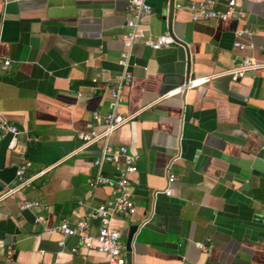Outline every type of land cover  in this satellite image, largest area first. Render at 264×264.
Wrapping results in <instances>:
<instances>
[{
    "label": "crops",
    "instance_id": "0c3cea01",
    "mask_svg": "<svg viewBox=\"0 0 264 264\" xmlns=\"http://www.w3.org/2000/svg\"><path fill=\"white\" fill-rule=\"evenodd\" d=\"M127 1L0 0V59L9 62L0 64V115L18 132L0 168V195L22 160L30 162L25 177H34L29 187L0 198V264H106L75 238L33 223L42 216L54 229L62 218L84 219L109 198L108 188L86 184L104 144L139 158L130 177L135 212L110 220L123 247L127 227L137 225L131 264H264V70L160 98L234 66L236 30L252 32L240 40L248 47L242 54L260 59L264 0H243V17L224 22H192L185 9H172L168 19L169 5L197 0H145L150 12L139 17V30L171 36L174 44L132 47L131 81L118 114L133 118L106 140L81 147L76 134L88 124L102 131L91 114L107 113L106 83L121 71ZM99 172L115 175L109 164ZM168 174L175 180L166 197ZM21 201L39 206L20 211ZM97 224L89 221L90 235Z\"/></svg>",
    "mask_w": 264,
    "mask_h": 264
},
{
    "label": "built area",
    "instance_id": "2783aa9c",
    "mask_svg": "<svg viewBox=\"0 0 264 264\" xmlns=\"http://www.w3.org/2000/svg\"><path fill=\"white\" fill-rule=\"evenodd\" d=\"M242 2L243 0H197L185 6L173 3L172 9H185L192 22L210 20L224 22L232 18L237 20L243 17ZM218 7H221V9H218ZM125 11L129 17L124 23L126 31L122 38V49L117 59V65L121 71L112 81L106 83L109 91L108 111L104 115H99L96 112L91 114L92 120L101 125L102 131L96 133L92 129V126L88 124L86 126L88 131L86 133L76 134V138L82 143L81 147L91 145L100 139L106 140L112 132L133 118V115L124 118L118 114L123 92L131 81L129 68L132 47L140 43L152 51H158L174 44L171 36L162 35L153 37L145 35L139 30V17L150 12V7L146 4L145 0H128ZM251 35L252 32L247 29L236 30L233 33L235 40L232 43V47L237 50L235 54L237 63L230 69L188 81L182 87L168 92L160 98L177 95L184 89L201 87L214 78L228 77L232 81H237L246 75H254L263 71L264 54L258 60L242 54L248 47L240 40ZM0 64L6 67L9 65V62L0 59ZM92 82H95V79H92ZM7 133L11 134V139H14V136L18 134L15 127L9 125L0 115V139ZM9 144L7 148L10 146ZM138 159V156L131 154L126 147L118 146L113 148L104 144L98 156L92 161L95 172L86 180V184L89 188H108L109 198L102 204L95 206L84 219L70 222L68 219L62 218L54 229L45 226V219L42 216H36L33 223L40 224L47 234L55 232L61 238H75L78 248L102 254L106 260V264H126L124 247L120 242V234L111 227L110 220L115 216L128 219L135 212V205L130 193V177L137 171ZM103 164H109L113 168V172L115 173L113 177L105 178L100 175L99 169ZM29 167L30 162L27 160H22L16 166L14 183L5 187V191L0 195V198L14 195L19 190L30 186L34 177H25V172ZM174 180V175L168 174L166 176V187L161 191L164 196L168 197L170 195L169 185ZM38 206L39 203L37 201H21L19 210L27 211ZM91 220H96L98 223L96 231L92 235L88 233V225ZM63 246V241L59 240L57 247L61 248ZM196 248L204 254H208L211 251L210 246H205L202 243H197ZM69 251L70 253H74L76 248L71 247Z\"/></svg>",
    "mask_w": 264,
    "mask_h": 264
},
{
    "label": "water",
    "instance_id": "95a60500",
    "mask_svg": "<svg viewBox=\"0 0 264 264\" xmlns=\"http://www.w3.org/2000/svg\"><path fill=\"white\" fill-rule=\"evenodd\" d=\"M172 11V4L168 6V19L170 17V12ZM11 134L7 133L3 138L0 139V168L3 165L5 153L7 151V146L10 142ZM137 231V225L133 224L127 227V232L124 240V253L126 264H131V243Z\"/></svg>",
    "mask_w": 264,
    "mask_h": 264
}]
</instances>
